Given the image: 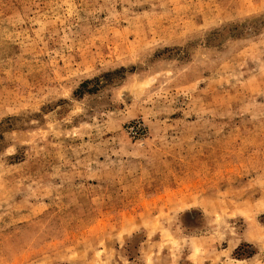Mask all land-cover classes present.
<instances>
[{
    "label": "rangeland",
    "instance_id": "1",
    "mask_svg": "<svg viewBox=\"0 0 264 264\" xmlns=\"http://www.w3.org/2000/svg\"><path fill=\"white\" fill-rule=\"evenodd\" d=\"M0 264H264V0H0Z\"/></svg>",
    "mask_w": 264,
    "mask_h": 264
}]
</instances>
